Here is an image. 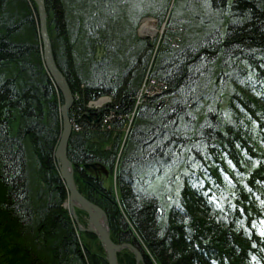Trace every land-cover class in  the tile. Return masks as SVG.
I'll use <instances>...</instances> for the list:
<instances>
[{
  "label": "trees",
  "instance_id": "obj_1",
  "mask_svg": "<svg viewBox=\"0 0 264 264\" xmlns=\"http://www.w3.org/2000/svg\"><path fill=\"white\" fill-rule=\"evenodd\" d=\"M45 3L56 62L80 97L69 157L113 240L134 244L145 264H264V0ZM149 16L178 45L165 37L156 50V38L140 37ZM151 63L177 95L139 107L122 146L124 121L103 131L106 109L86 103L111 95L130 111ZM62 103L35 0H0V264H108L64 205ZM92 162L109 175L87 170ZM118 259L136 264L130 251Z\"/></svg>",
  "mask_w": 264,
  "mask_h": 264
},
{
  "label": "water",
  "instance_id": "obj_2",
  "mask_svg": "<svg viewBox=\"0 0 264 264\" xmlns=\"http://www.w3.org/2000/svg\"><path fill=\"white\" fill-rule=\"evenodd\" d=\"M40 23V33L43 42L45 65L52 76L55 84L60 89L63 96L61 105V115L63 127L61 135L55 149V159L62 178L64 179L69 195L65 206L69 207L70 213L79 227V231H89L94 233L105 249L108 264H121L118 255L127 249L135 254L136 264H145L142 251L130 242L117 243L111 236L109 216L106 210L86 197L79 189L75 176V165L69 157V140L73 132L70 120V109L74 103V94L70 84L59 68L52 47V41L48 30V13L45 0H35ZM155 19V18H153ZM157 22V19H155ZM139 34H142L139 31ZM85 167L91 171L103 169L106 174L108 171L100 162L86 164ZM77 210H82L88 216L87 226L81 223Z\"/></svg>",
  "mask_w": 264,
  "mask_h": 264
},
{
  "label": "built area",
  "instance_id": "obj_3",
  "mask_svg": "<svg viewBox=\"0 0 264 264\" xmlns=\"http://www.w3.org/2000/svg\"><path fill=\"white\" fill-rule=\"evenodd\" d=\"M169 88H170L169 85L166 84L165 82L147 77L142 87L140 88L138 102H141V100L144 97H153L156 100L155 105L158 108L168 106L170 104L171 96L167 95L165 91L168 90ZM89 106L92 107L91 103L89 104ZM114 117H115L114 114L108 115V118L110 119H113ZM74 126L77 130L80 129V126L77 123H75Z\"/></svg>",
  "mask_w": 264,
  "mask_h": 264
},
{
  "label": "bare ground",
  "instance_id": "obj_4",
  "mask_svg": "<svg viewBox=\"0 0 264 264\" xmlns=\"http://www.w3.org/2000/svg\"><path fill=\"white\" fill-rule=\"evenodd\" d=\"M140 33L143 34V35H150V36H153L155 37L156 36V33L159 32L158 30V26H156V20L151 18V17H148V18H145L143 19L142 21V25H141V29H140ZM138 35L140 37H142L140 34H139V31H138ZM158 48H156L157 50ZM48 70V69H47ZM171 88H173L171 86ZM140 94V89H137L135 92H133L131 94L132 96V102L133 103H136V105L139 107L141 106H151L153 108H158L156 105H155V102L156 100L153 98V97H144L141 102H138V96ZM172 94H175L177 95V92L173 89V92ZM174 96V95H173ZM173 96H171V99H173ZM106 100H102V102H105ZM98 103H100L99 101L98 102H95L94 106L92 107H95ZM111 122H112V119L108 118V115H104L103 118L101 119L100 121V124L104 125L105 127H109L111 125Z\"/></svg>",
  "mask_w": 264,
  "mask_h": 264
},
{
  "label": "rangeland",
  "instance_id": "obj_5",
  "mask_svg": "<svg viewBox=\"0 0 264 264\" xmlns=\"http://www.w3.org/2000/svg\"><path fill=\"white\" fill-rule=\"evenodd\" d=\"M159 25V24H158ZM158 29L160 30V32H161V30H162V27H161V24L158 26ZM160 32H157L156 33V36L160 33ZM159 36V35H158ZM62 94V93H61ZM76 96H78L77 94H76ZM106 96H108V98H110V96L109 95H106ZM80 98V97H79ZM76 99V101H75V103L77 102V103H79L80 102V99H78V98H75ZM110 99H112V97L110 98ZM99 101V97L98 98H95V99H91L90 101H88V103H86V105L88 104H90L91 103V106H94L95 104V102H98ZM97 104V103H96ZM99 105L101 104V103H98ZM74 112V111H73ZM115 179H116V176H114L113 177V179L112 178H109V177H106L105 178V184L107 185V186H110L112 183L113 184H115ZM66 207V206H65ZM68 208V210H69V207H67ZM77 211H80L81 213H82V216H83V218H82V220H87V215L85 214L84 215V212L82 211V210H77ZM69 212H70V210H69ZM81 215V214H80ZM81 218V217H80Z\"/></svg>",
  "mask_w": 264,
  "mask_h": 264
}]
</instances>
